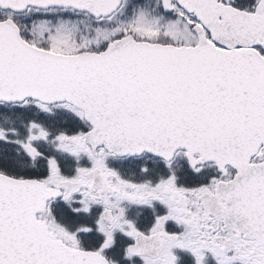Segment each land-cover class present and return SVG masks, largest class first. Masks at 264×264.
<instances>
[{
    "label": "snow or ice",
    "instance_id": "snow-or-ice-1",
    "mask_svg": "<svg viewBox=\"0 0 264 264\" xmlns=\"http://www.w3.org/2000/svg\"><path fill=\"white\" fill-rule=\"evenodd\" d=\"M0 264H264V0H0Z\"/></svg>",
    "mask_w": 264,
    "mask_h": 264
}]
</instances>
